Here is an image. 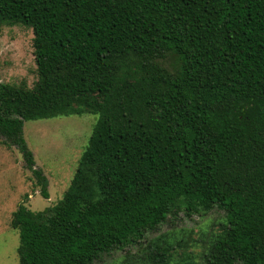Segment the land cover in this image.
Wrapping results in <instances>:
<instances>
[{"label":"trees","instance_id":"16d2710c","mask_svg":"<svg viewBox=\"0 0 264 264\" xmlns=\"http://www.w3.org/2000/svg\"><path fill=\"white\" fill-rule=\"evenodd\" d=\"M14 23L32 29L37 80L0 81V137L42 197L24 122L96 116L62 197L12 212L18 264H93L215 206L203 264H264V0H0Z\"/></svg>","mask_w":264,"mask_h":264},{"label":"rangeland","instance_id":"374dc122","mask_svg":"<svg viewBox=\"0 0 264 264\" xmlns=\"http://www.w3.org/2000/svg\"><path fill=\"white\" fill-rule=\"evenodd\" d=\"M32 38V29L22 24L0 27L1 82L33 86L37 72ZM95 120V115L85 113L24 122L23 136L33 153L35 167L41 168L48 180V198L40 195V186L25 168L21 153L3 145L0 137V264H18L19 234L10 226L12 212L22 201L36 211L62 197ZM225 223V211L216 206L202 215L187 216L180 211L168 216L156 230L147 231L140 244L103 253L93 264H161L152 258L153 247L158 244L169 246V264H203L210 241Z\"/></svg>","mask_w":264,"mask_h":264}]
</instances>
